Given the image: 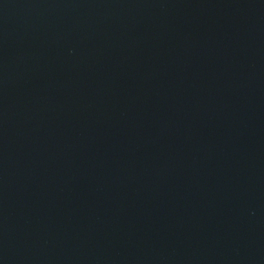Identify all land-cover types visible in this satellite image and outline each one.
I'll list each match as a JSON object with an SVG mask.
<instances>
[{
	"label": "water",
	"instance_id": "95a60500",
	"mask_svg": "<svg viewBox=\"0 0 264 264\" xmlns=\"http://www.w3.org/2000/svg\"><path fill=\"white\" fill-rule=\"evenodd\" d=\"M0 264H264V0H0Z\"/></svg>",
	"mask_w": 264,
	"mask_h": 264
}]
</instances>
